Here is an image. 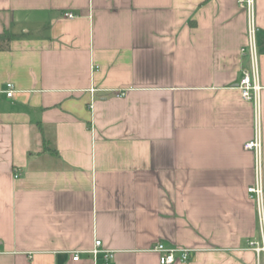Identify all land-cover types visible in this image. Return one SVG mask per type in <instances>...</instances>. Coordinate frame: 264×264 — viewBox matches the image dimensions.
<instances>
[{"label":"crops","instance_id":"0c3cea01","mask_svg":"<svg viewBox=\"0 0 264 264\" xmlns=\"http://www.w3.org/2000/svg\"><path fill=\"white\" fill-rule=\"evenodd\" d=\"M254 14L264 188V0ZM4 30L0 264H104L95 239L108 264H159L158 242L190 250L174 264H264L242 3L0 0Z\"/></svg>","mask_w":264,"mask_h":264},{"label":"built area","instance_id":"2783aa9c","mask_svg":"<svg viewBox=\"0 0 264 264\" xmlns=\"http://www.w3.org/2000/svg\"><path fill=\"white\" fill-rule=\"evenodd\" d=\"M242 3L246 9L247 16V44L240 49V52L247 55L248 67L242 71L240 79L237 83V89L240 97L244 101H249L254 104L256 110V128L253 139L244 143L243 147L246 150H251L254 153V182L247 188V193L250 199L254 202L256 217L258 222V229L260 234V242L248 241V245L260 255L264 253V188H263V175H262V160H261V141L258 129V106H259V91L260 85L258 83V44L256 41V25L254 14V0H237ZM68 18L74 15L71 13L64 14ZM4 93L7 97H11L14 93V86L12 83L7 82L5 85ZM124 95V92L117 93V96ZM17 177V175H15ZM101 242L95 239L94 246L89 253L94 258L103 252L104 264H108L112 253L100 249ZM151 251L157 254L159 264H174L176 262H186L189 259L190 250L178 247H167L163 243H156ZM1 253V249H0ZM73 260L78 259V253L72 257Z\"/></svg>","mask_w":264,"mask_h":264},{"label":"trees","instance_id":"16d2710c","mask_svg":"<svg viewBox=\"0 0 264 264\" xmlns=\"http://www.w3.org/2000/svg\"><path fill=\"white\" fill-rule=\"evenodd\" d=\"M11 39V35L7 30H4L0 33V50H5L9 47V42Z\"/></svg>","mask_w":264,"mask_h":264},{"label":"rangeland","instance_id":"374dc122","mask_svg":"<svg viewBox=\"0 0 264 264\" xmlns=\"http://www.w3.org/2000/svg\"><path fill=\"white\" fill-rule=\"evenodd\" d=\"M257 38H258V37H257ZM257 38H256V39H257Z\"/></svg>","mask_w":264,"mask_h":264}]
</instances>
